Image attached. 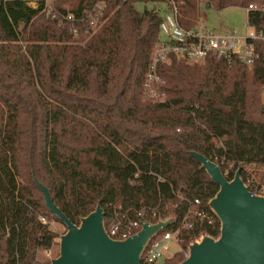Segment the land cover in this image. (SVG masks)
<instances>
[{"label": "trees", "instance_id": "1", "mask_svg": "<svg viewBox=\"0 0 264 264\" xmlns=\"http://www.w3.org/2000/svg\"><path fill=\"white\" fill-rule=\"evenodd\" d=\"M173 1L180 26L195 28L200 0ZM29 2L0 0V264H49L39 257L58 237L50 223L61 220L38 184L77 226L99 205L106 218L159 208L173 220L160 232H175L198 210L208 219L180 229L181 248L219 239L210 202L220 188L192 154L216 163L230 182L238 170L244 184L255 181L252 167L264 174V13L248 12L257 35L251 68L236 57L202 66L172 58L159 67L166 100L155 102L144 86L161 18L136 6L167 0H56L51 14L46 1ZM252 5L264 8V0L206 6ZM97 6L93 31L86 12ZM183 258L181 250L165 264Z\"/></svg>", "mask_w": 264, "mask_h": 264}, {"label": "water", "instance_id": "2", "mask_svg": "<svg viewBox=\"0 0 264 264\" xmlns=\"http://www.w3.org/2000/svg\"><path fill=\"white\" fill-rule=\"evenodd\" d=\"M192 155L220 188L210 207L222 230L219 239L204 237L201 244L191 245L181 264H264V197L251 196L240 170L230 182L216 163L200 154ZM38 186L50 211L68 228L61 237L60 256L52 264H141L149 239L168 229L173 221L145 225L138 235L114 241L105 232V211L100 205L77 226L55 206L48 189Z\"/></svg>", "mask_w": 264, "mask_h": 264}, {"label": "built area", "instance_id": "3", "mask_svg": "<svg viewBox=\"0 0 264 264\" xmlns=\"http://www.w3.org/2000/svg\"><path fill=\"white\" fill-rule=\"evenodd\" d=\"M209 2L210 0H200L201 6L203 4L207 5ZM162 5L166 6V12L164 13L163 8L157 10L161 18L159 27L160 42L153 53L146 77L145 98L155 102L166 100V95L162 92V86L165 82L159 75V67L161 64H169L172 58H176L187 65L203 64L209 57L228 60L236 57L246 66L254 64L255 53L250 40L257 39V35L253 30L245 37L235 35L218 36L207 31L203 21L198 22L197 26L191 30H184L179 24L178 5L173 0H167ZM46 6L50 14L54 12L52 5ZM251 10L264 13V8H258V6H250L248 11ZM102 11L103 7L97 6L93 12H86L91 30L95 31L98 28ZM68 20L76 22L73 15H69ZM75 35H77V31H75ZM245 186L249 189L252 197H264V182L258 184L256 181H248ZM194 203L199 204L200 202L197 199ZM168 219L170 217L163 218L159 208H144L135 212L134 218L130 212L123 213L122 210L118 209L106 218L104 229L110 239L125 241L138 235L144 230L145 225L152 226ZM205 219H208L205 212L190 210L180 229L192 230L198 221ZM41 222L46 223V220L41 218ZM180 229L175 232H159L151 237L142 251L141 264H165L166 260L170 258L169 254H172L176 247L179 248L178 235ZM175 251L177 253V250ZM176 253L174 252L172 257Z\"/></svg>", "mask_w": 264, "mask_h": 264}, {"label": "rangeland", "instance_id": "4", "mask_svg": "<svg viewBox=\"0 0 264 264\" xmlns=\"http://www.w3.org/2000/svg\"><path fill=\"white\" fill-rule=\"evenodd\" d=\"M30 1L32 2H29L28 5L31 6L32 8H37L39 3L42 1H46V5H53V3L56 0H30ZM204 5L206 4H203V6L201 7L200 21L204 22L207 31L213 32L215 35L218 36L235 35L238 37H245L247 36L248 33H250L251 29L248 26V11L246 9L231 7L223 11H216L215 9ZM136 7L139 11H144L145 9L159 10L160 8H163L164 13L166 12V6L160 4H156V5L137 4ZM204 64L205 63L200 64V66ZM190 66H194V65H190ZM247 67L251 68L252 66H247ZM262 98L264 99V94L262 95ZM251 172L253 174V178L258 184L263 183L262 182L263 181L262 178H264L263 171H258L256 168L252 167ZM50 228L53 232H55L58 235V237L55 239V244L52 247V249L41 253L39 257L40 262L49 263V264H51L52 261L57 259V257L60 255L61 237L68 233L67 226L64 223L58 221H52L50 223ZM203 239L204 238L200 239L197 243L201 244ZM191 245L193 244H190V246ZM190 246L187 249H182L179 243V248L177 247L175 248L177 252L181 250L183 251L184 253L183 260H186L188 257ZM175 250L174 252L176 253ZM173 253L169 254L170 258L172 257Z\"/></svg>", "mask_w": 264, "mask_h": 264}, {"label": "crops", "instance_id": "5", "mask_svg": "<svg viewBox=\"0 0 264 264\" xmlns=\"http://www.w3.org/2000/svg\"><path fill=\"white\" fill-rule=\"evenodd\" d=\"M30 1V0H29ZM30 2H32V1H30ZM160 5H162V4H160ZM248 11V10H247ZM249 12V11H248ZM251 29V28H250ZM252 30V29H251Z\"/></svg>", "mask_w": 264, "mask_h": 264}]
</instances>
